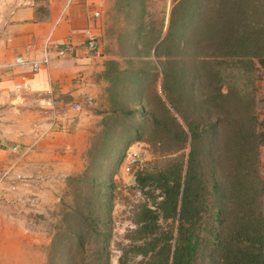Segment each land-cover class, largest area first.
I'll list each match as a JSON object with an SVG mask.
<instances>
[{"label": "crops", "instance_id": "0c3cea01", "mask_svg": "<svg viewBox=\"0 0 264 264\" xmlns=\"http://www.w3.org/2000/svg\"><path fill=\"white\" fill-rule=\"evenodd\" d=\"M64 1L0 0V161L28 179L11 197L25 209H0V264H44L72 215L90 224L109 209L111 218L116 183L125 182L115 175L117 161L124 147L141 140V100L163 93L154 48L177 0H71L60 18ZM89 26L97 36L96 53L84 47ZM68 39L72 51L57 57L54 51ZM44 48L49 61L36 74L13 64L17 55L39 59ZM138 75H147L143 85ZM22 77L31 89L12 93V82ZM257 83L263 92L264 72ZM257 112L264 119V106ZM13 143L21 150L12 158L5 148ZM105 150H111L107 161L98 157ZM258 157L264 179V145ZM129 182L136 185L134 177ZM26 195L36 203L15 200Z\"/></svg>", "mask_w": 264, "mask_h": 264}, {"label": "trees", "instance_id": "16d2710c", "mask_svg": "<svg viewBox=\"0 0 264 264\" xmlns=\"http://www.w3.org/2000/svg\"><path fill=\"white\" fill-rule=\"evenodd\" d=\"M180 1L175 31L172 14ZM180 1L169 12L167 47L154 53L163 58L162 94L187 130L157 94H146L137 138L148 133L173 152L188 140L190 148L183 174L179 155L135 173L145 200L132 212V226L122 236L126 243L117 244L116 264H129L128 256L131 264H264L258 157L264 119L257 112L264 106L257 85L264 72V0ZM145 76L138 75V84ZM109 220L107 209L103 219L93 217L88 225L95 241L100 239L96 264H109ZM72 235L82 249L85 235L75 229ZM70 254L68 248L66 264H72Z\"/></svg>", "mask_w": 264, "mask_h": 264}, {"label": "rangeland", "instance_id": "374dc122", "mask_svg": "<svg viewBox=\"0 0 264 264\" xmlns=\"http://www.w3.org/2000/svg\"><path fill=\"white\" fill-rule=\"evenodd\" d=\"M178 1H180V0H178ZM182 3H183L182 1L177 2V4L175 5V8H174V13L172 14V17H173L172 26H174L175 31H177V23L179 22L178 10H180L179 8L181 7ZM157 9H159V8H157ZM152 17L157 19V18H159V15H158V13H152ZM164 34L165 33L163 32L161 37L159 38L158 42L155 45V48L157 49V51L161 52V53L167 47V44H166L167 40H166ZM176 38L177 37L175 36V39ZM155 48H154V50H155ZM158 54H160V53H158ZM162 59L163 58H161V57H159V58L155 57V59L153 60V61H155L154 64L156 65V69L159 68L161 70ZM151 61H152V59H151ZM174 66L179 67L180 66V60L177 59V61L174 62ZM159 78H160V76L158 75L157 79H159ZM150 88L151 87H149V89ZM263 93H264V91H263ZM147 94L150 97L154 98L153 92H150ZM157 96L160 97L162 104L169 111L170 115L175 119V122H177L178 125H180V127L184 131H186L187 126H186L184 120L182 119V117L178 113H176L174 110L171 109V107L169 106V104L167 103L165 98L162 96L161 92ZM130 105H133V104L130 103ZM0 106H1V103H0ZM188 113L190 115V111H188ZM128 120H130V122H134V121H136V118H134V117L125 118L126 122H128ZM149 137H150V135L148 133L144 132L142 138L143 139L148 138L149 140L148 141L136 140L137 145H141L143 142L149 144V148L147 151L143 150L142 147L140 148V156H141V158H143V162L145 164V166H144L145 170H152L156 167H161L163 165H166L169 162H171L172 157L179 155V156H181L180 158H181L182 174H183L184 168H185V160H186L189 148H190L189 144H188V140L185 143V146L181 150H179L177 152H175V151L173 152V151H171V149L166 150L168 148L166 147L164 140L151 139ZM133 142H135V141H133ZM104 144H107V142L104 141ZM129 144H131V143H129ZM98 145L100 146V142L98 143ZM8 146H6L5 149L8 150ZM126 147L123 148V150L121 152V156H122ZM105 151H107V152L106 153L101 152L98 157L101 158L103 156L104 158H102V159L104 161H107L106 159L110 155L111 150H109V151L105 150ZM8 156L13 158L14 156H17V155L14 152L10 151V154ZM105 156H107V157H105ZM120 161H121V157H120L119 161H117V166H116L117 168L115 171V175L119 178V180L125 179V182L119 181L118 183H116L117 188H115L114 194H113L114 200H115L114 201L115 202L114 203L115 209H110L111 210V218H110L109 223H108V228H109V232H110V235H109V256H108L109 264H116V258L119 254V251L117 250V247H118L117 244L126 243L124 240H122V236H123L125 230L132 226V224L130 222V217L132 215V212L135 209L136 205H138L140 202L145 200V198L143 197V194L140 193V191H138V188L136 187V185L129 182V180L131 181V178L134 177V175L125 174L120 168ZM0 162H2L0 164V171L3 168L7 167L8 165H10L12 167L11 170L18 171L12 164H10L7 161H0ZM4 163H6V164H4ZM10 175H11V171L9 172V175L7 178L0 180V209H25V207H22V205L16 206L15 202H13L11 200L12 199L11 198L12 192L6 191V186L9 183ZM154 193H157V190H155ZM72 200L75 201V200H77V198H72ZM78 200H79L80 208L82 206L81 201L85 205V201L82 200V198H80ZM263 206H264V200L262 203V208H263ZM263 211H264V209H263ZM85 212H84L85 215L88 214L87 210ZM95 212L97 214H99V216H101L100 211H95ZM80 217L81 216L72 215L70 217V219L67 221V223L62 225L63 232L60 231L61 236L54 241L53 246L50 247L48 253L45 254L44 264H66L65 263L66 262L65 252L68 248L71 249L70 259L72 261V264H86V263L96 264L97 263V255L95 252V246H96V244H98L100 239L95 241L96 238L91 233L89 226H88L89 224H86L85 222H83L80 219ZM95 226H96L97 230H99V231L102 230V225L99 221H96ZM72 229L80 231L83 233V235H85L84 245H83L82 249H77L74 246L75 239L72 235ZM138 258L139 257H134V261L137 260ZM128 259H129L128 263L131 264L130 261H133L132 257L128 256Z\"/></svg>", "mask_w": 264, "mask_h": 264}, {"label": "built area", "instance_id": "2783aa9c", "mask_svg": "<svg viewBox=\"0 0 264 264\" xmlns=\"http://www.w3.org/2000/svg\"><path fill=\"white\" fill-rule=\"evenodd\" d=\"M71 0H65L60 8L59 16L60 18L64 17V15L67 12V8L69 6ZM92 18L95 20L99 16V12L97 10H94L91 13ZM85 34V41H84V47L86 50L92 53L97 52V36L92 31V26L87 27V29L84 30ZM27 49V47H26ZM73 49V44L70 39H68L62 47L57 48L54 51V54L57 57H61L67 53H70ZM49 61L48 56V49L44 48L42 55L39 59H29L25 57L24 55H17L13 59L14 65L19 66H26L28 67L31 74H36L40 71V69L46 65ZM31 89L29 80L27 78H19L16 81L12 82L11 85V92L14 94H22L26 93ZM73 110L78 111L79 106L78 104L72 105ZM137 142H132L131 144L127 145L125 148L121 161H120V168L121 170L127 174V175H135V173L142 171L145 167V164L143 162V158L140 156V148L142 147L143 150H148L149 144L148 143H142L141 145H137ZM8 150L14 153H18L21 150V147L19 144L13 143L8 146ZM23 149L22 151H24ZM11 166L8 165L7 167L3 168L0 171V180L7 178L9 175V172L11 171L9 183L6 186L7 192H15L17 190V187L20 185H25L28 182V179L22 175L19 171L11 170ZM13 171V172H12ZM16 201L20 203L29 204L30 206L36 203V197L33 195H26V196H17L15 197Z\"/></svg>", "mask_w": 264, "mask_h": 264}]
</instances>
